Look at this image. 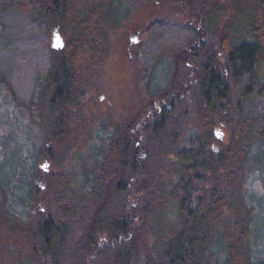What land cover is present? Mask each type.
I'll use <instances>...</instances> for the list:
<instances>
[{"label": "trees", "instance_id": "obj_1", "mask_svg": "<svg viewBox=\"0 0 264 264\" xmlns=\"http://www.w3.org/2000/svg\"><path fill=\"white\" fill-rule=\"evenodd\" d=\"M120 2L99 0L95 5L86 6L78 0H0L2 34L7 40L0 47V86L5 83L15 99L26 106H30L31 96L21 97L11 80L17 46L36 44L43 39L47 42L51 29L57 26L72 35L69 48L65 45L55 50L47 45L46 63L33 81V89L39 90L40 125L46 141L41 150L49 159L56 161L52 144L67 141L70 121L81 106L82 88L86 84L83 85L77 76L76 52L90 49V56H94L100 47L106 45L113 25L121 19V13L117 11ZM253 2L251 10L241 13L233 28L222 34L220 46L225 51L224 71L218 70L214 53L209 50L204 53L197 94L201 97V104L205 105L204 121L207 125L218 108L227 104L232 90L236 92L238 109L241 102L246 104L253 93L258 96L263 93L264 84L258 79L257 64L264 39V0ZM222 11L214 0L204 1L201 11H197L198 18L205 23L201 29L204 33L207 34L211 27L215 29L213 24ZM158 22L150 25L146 32L148 38L152 37L151 30L156 25L153 32L168 29ZM246 26L248 28H244ZM197 31L193 30V33ZM146 55L144 51L142 91L148 90V82L156 62H159V59L155 62L146 59ZM179 92L177 98L180 99L183 93L182 90ZM146 95L149 98L146 108L153 109L156 93ZM146 108L142 107L139 110L141 115L132 119L134 124L121 126L118 134L109 130L101 138L99 149L93 152L99 162L97 171L81 175L74 173L76 189L62 190L53 206L47 204L43 212L38 210L30 215L32 246L25 264H43L44 259L50 264H59L74 232L73 226L82 221L81 213L88 215L89 209L92 233L87 234V242L91 243L94 233L108 234L106 237L110 242L106 250L110 251V257L105 264H264V257L254 259L250 248L243 245L249 217H239L238 211L243 203L240 187L235 188L233 194L232 189L225 191L227 201H223L219 183L213 185L210 200L203 202L201 195L195 197L194 191L199 189L195 190L191 182L195 179L204 182L205 176L199 172H210L217 163L223 166L229 158L224 155L230 150L219 154L209 150L211 132L205 129L206 124L199 122L187 131H181L170 124L172 114L166 109L151 119L143 115ZM249 108L253 110L249 112L250 123L246 127L256 139L264 141V115L254 113L252 103ZM134 127L144 131L148 142L144 148L134 144L131 132ZM245 142L242 140L237 144L238 164H246L250 145H244ZM71 144L67 145V151L73 148ZM165 159L172 163L167 178L175 177L167 182L163 173ZM3 184L0 179V216L2 198L6 196ZM36 190L33 189L28 197L18 195L15 190L7 196L19 204L35 205ZM219 195L222 196L220 199ZM121 206L124 214L119 216L116 208ZM224 206L230 212H238L231 237L225 228L216 229L214 212ZM136 212L142 213L143 221ZM137 223L142 224L139 236L134 235ZM7 224L13 228V223L7 221ZM220 252H223L224 259ZM78 254L79 250L73 252V260Z\"/></svg>", "mask_w": 264, "mask_h": 264}, {"label": "rangeland", "instance_id": "obj_2", "mask_svg": "<svg viewBox=\"0 0 264 264\" xmlns=\"http://www.w3.org/2000/svg\"><path fill=\"white\" fill-rule=\"evenodd\" d=\"M204 1L117 0L120 2L117 3V11L121 13V19L113 25L106 45L100 47L94 56H90V49L87 51L79 49L76 52L77 76L84 82L83 85H86L82 88L81 106L70 121L71 130L67 141L64 139L60 144H52L56 161L47 158L41 150L46 141L40 125L39 90L33 89V81L38 70L46 63L45 51L47 45L52 48L54 31L56 29L59 31L68 48L72 35L57 26L51 29L47 42L43 39L36 44L17 46V51H14L16 64L11 73V80L14 90L23 98L31 96V102L30 106H26L17 101L10 88L5 83L1 84L0 179L4 183L6 196L2 198L1 203L0 264H25V260L31 255L32 246L30 215L37 213L38 210L43 212L47 204L53 206L58 202L55 198H59L62 190L67 191L71 187L76 189L77 186L73 182L74 173L81 175L84 172L92 174L97 171L99 162L93 152L99 149L101 138L109 130L118 134L121 126L127 123L134 124L135 120L132 119H136L142 113L139 110L149 105L147 93H156L155 96L161 95V98L166 97L169 104V97L177 96L182 90L181 98L172 105L170 118V124L181 131H187L199 122L207 123L204 121L205 105L201 104V97L197 94V85L203 74L204 53L208 50L214 53L218 70L224 71L225 51L220 46L222 34L233 28L241 13L251 10L254 2L214 0L223 11L213 24L215 29L211 27L206 34L199 29V27L202 29L205 23L202 24L198 18L200 14L197 12L201 11ZM78 2L91 6L97 4L99 0ZM122 13L126 16H122ZM156 20L160 21L158 25L162 24L163 27L165 25L168 29L161 33L159 30L153 32L156 25L151 30L152 37L148 38L146 32ZM193 30L198 31L195 34ZM2 33L0 22V47L7 41ZM37 35L40 36L38 32ZM261 47L257 76L264 84V39ZM144 51L147 53L144 56L146 59H151L152 62L159 59L148 82L147 92L141 89ZM224 74L226 77V73ZM248 99L247 106L241 102L238 109L236 92L232 90L227 104L213 114L210 125L206 124L205 129L211 132L209 150L213 151L214 146L215 153L219 154L229 149L230 153L224 155L229 158L223 166L217 163L212 171L199 172L205 176L204 182L195 179L191 183L195 190L199 189L194 191L195 197L201 195L204 198L203 202L212 198L214 184L219 183L221 193L224 195L223 201L228 200L225 191L232 189L233 194L235 188L240 187L243 203L241 200L239 217H249L243 245L248 246L254 259L258 260L264 257V141L256 139L253 132L250 134L246 126L250 123L249 112L253 110L249 108L251 103L255 108L254 113L264 115V89L259 96L253 93ZM152 105L154 106L153 101ZM154 109L146 108L143 115L149 118V111ZM131 132L134 144L143 148L148 144L142 128L134 127ZM242 140H246L244 145H250L245 165L238 164L235 155L237 144ZM71 142L73 148L67 151L66 147ZM169 158L171 160V156ZM171 164L168 159L163 163L166 182L175 178H167ZM33 189L38 192L34 200L35 205L19 204L8 199L9 192L15 190L18 195L24 194L28 197ZM220 197L222 196L219 195L218 199ZM196 200L197 198L194 199L195 202ZM116 209L119 216L124 214L122 206ZM87 213L86 216L81 213L82 221L73 226L74 232L68 239L59 264H105L110 257V251L106 250L110 242L107 240L106 232L95 234L94 231L95 237L91 243L87 242V234L92 233L89 228L91 209L87 210ZM237 213L230 212L225 206L218 211L215 210L216 229L225 228L228 235L233 236L231 234L235 231ZM136 214L143 221L142 213ZM7 221L13 223V228L8 226ZM137 225L134 235L139 236L142 224ZM147 242L150 244L149 237ZM77 250L79 254L73 260L71 255ZM219 255L224 259L223 252ZM43 264L50 263L44 259Z\"/></svg>", "mask_w": 264, "mask_h": 264}, {"label": "flooded vegetation", "instance_id": "obj_3", "mask_svg": "<svg viewBox=\"0 0 264 264\" xmlns=\"http://www.w3.org/2000/svg\"><path fill=\"white\" fill-rule=\"evenodd\" d=\"M199 29L201 30V28L199 27ZM192 49H193V47H192ZM164 94V93H163ZM162 94V95H163ZM164 96V95H163ZM179 98H177V96L176 95H174L173 97H169V104H167V100L168 99H166V97H162L161 98V95L159 96H155L154 98H153V104H154V110H150L149 112H150V114H149V116H150V118L151 119H154L155 117H156V115L157 114H159L162 110H164V109H166L167 111H169L170 113H171V111L173 110V104H174V101H177ZM146 119V118H145ZM145 119H144V121H145ZM142 123H145V122H142ZM140 124H137V126H139ZM142 125V124H141ZM218 136V135H217ZM216 136V137H217ZM218 138V137H217ZM215 147L213 146V151H215Z\"/></svg>", "mask_w": 264, "mask_h": 264}, {"label": "water", "instance_id": "obj_4", "mask_svg": "<svg viewBox=\"0 0 264 264\" xmlns=\"http://www.w3.org/2000/svg\"><path fill=\"white\" fill-rule=\"evenodd\" d=\"M53 42H52V45L51 47L55 50H60L62 49L64 46H65V43H64V40L63 38L61 37L59 31L56 29L53 33Z\"/></svg>", "mask_w": 264, "mask_h": 264}, {"label": "snow or ice", "instance_id": "obj_5", "mask_svg": "<svg viewBox=\"0 0 264 264\" xmlns=\"http://www.w3.org/2000/svg\"><path fill=\"white\" fill-rule=\"evenodd\" d=\"M46 167V166H45Z\"/></svg>", "mask_w": 264, "mask_h": 264}]
</instances>
